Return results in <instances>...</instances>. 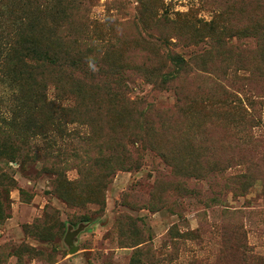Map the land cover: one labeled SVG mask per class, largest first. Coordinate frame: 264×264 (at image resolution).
Listing matches in <instances>:
<instances>
[{
	"label": "rangeland",
	"instance_id": "374dc122",
	"mask_svg": "<svg viewBox=\"0 0 264 264\" xmlns=\"http://www.w3.org/2000/svg\"><path fill=\"white\" fill-rule=\"evenodd\" d=\"M263 60L264 0H0V264H264Z\"/></svg>",
	"mask_w": 264,
	"mask_h": 264
},
{
	"label": "trees",
	"instance_id": "16d2710c",
	"mask_svg": "<svg viewBox=\"0 0 264 264\" xmlns=\"http://www.w3.org/2000/svg\"><path fill=\"white\" fill-rule=\"evenodd\" d=\"M225 45H226V42H225V44L224 43L222 44V46H225ZM232 48H233L232 46L229 47V49H232ZM29 51L32 54V57L36 61L44 63L45 67H47L48 69H55V70L60 72V71L67 70L68 68H70L73 65V64L66 63V62H62L61 61L62 57L51 55V53L49 54V52L48 53H46V52L41 53L37 49H33V48H30ZM67 58L70 59L71 56H67ZM72 59H73V63L74 62L75 63L78 62L77 57L75 58V57L72 56ZM179 61L181 62L182 60H179ZM95 75H98V74H95ZM263 76H264V74H263ZM259 78L261 80L262 77L259 76ZM259 94H261V95L263 94L264 95V78H263V82L261 83V87L259 89ZM43 98H44L45 101L47 100L45 95L43 96ZM249 110H250V112L247 111V110H245V112L243 111V114H245L249 118H252L253 116H252L251 110L253 111L254 109L252 107Z\"/></svg>",
	"mask_w": 264,
	"mask_h": 264
},
{
	"label": "water",
	"instance_id": "95a60500",
	"mask_svg": "<svg viewBox=\"0 0 264 264\" xmlns=\"http://www.w3.org/2000/svg\"><path fill=\"white\" fill-rule=\"evenodd\" d=\"M67 236H69V235H67ZM67 238H68V237H67ZM69 244L71 245L72 242H69ZM71 251L74 252V251H75V248L73 247V248L71 249Z\"/></svg>",
	"mask_w": 264,
	"mask_h": 264
}]
</instances>
